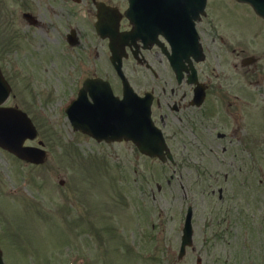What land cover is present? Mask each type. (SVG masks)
Returning a JSON list of instances; mask_svg holds the SVG:
<instances>
[{"label":"rangeland","instance_id":"rangeland-1","mask_svg":"<svg viewBox=\"0 0 264 264\" xmlns=\"http://www.w3.org/2000/svg\"><path fill=\"white\" fill-rule=\"evenodd\" d=\"M57 3L0 0V19L22 35L17 45L4 46L10 42L0 21L1 65L18 89L10 104L33 119L47 153L42 166L32 167L0 150L3 263L196 264L199 257L202 264H264V27H254L261 23L243 6L228 0L221 5L242 11L244 42L238 48L247 46L248 54L261 58L248 78L244 70L231 75L239 95L256 102L251 111H241V141L227 145L214 135L208 141L200 135L201 142L186 148L172 144V166L138 155L129 143L98 144L73 132L59 105L71 80L59 37L51 30L67 22ZM28 8L40 27L30 28L22 19ZM65 8L72 24L84 23L74 21L84 19L81 5ZM15 63L25 67L24 74L15 71ZM40 82L49 87L48 95L39 93ZM222 146L230 147L226 154ZM212 185L213 190L207 187ZM188 205L195 209L196 234L180 261ZM225 217L231 225L222 223Z\"/></svg>","mask_w":264,"mask_h":264},{"label":"flooded vegetation","instance_id":"flooded-vegetation-1","mask_svg":"<svg viewBox=\"0 0 264 264\" xmlns=\"http://www.w3.org/2000/svg\"><path fill=\"white\" fill-rule=\"evenodd\" d=\"M30 3L35 5L34 1ZM97 3L120 11L124 9V0H60L57 10H62L67 22L63 25L59 22L56 28L52 27L51 30H55L59 37L65 65H70V72L65 71L73 76L68 83L69 94L77 97L86 80L101 79V82H96L90 89H86V102L97 104L101 110H107L106 83L109 84L116 101L123 99L124 91L123 82L109 61V40L101 39L94 29ZM73 5H81V15L84 17L74 21L84 23L72 24L65 6ZM220 6L219 2L207 3L206 16L197 23V32L205 53L201 61L196 62L192 57L182 58L184 50L181 49L173 56L172 67L166 56V53L172 54L168 45L159 36L154 43L148 42L150 34L146 32L144 40L126 42L123 51L125 57L121 58V68L128 84L139 97L150 96L155 124L163 129L170 143L181 144L185 148V144L198 141L199 136L195 130L197 128L205 129L207 134L215 133L218 140H225L227 134L231 143L240 139V126L237 123L242 119V106L239 103V89L231 75L242 73L241 70L248 74L251 69L257 67L258 62L252 63L251 60L243 63L245 59L250 58L247 54L248 48H238L243 41L240 35L242 11L234 12ZM55 10L53 5L48 3L49 13L55 14ZM107 10L110 15H105L103 19L106 29L118 26L119 32L130 30L131 26L127 20L117 14V11ZM27 12L33 17L29 27H40L34 11L28 8ZM119 40L122 42V39ZM117 43L118 39L114 45ZM0 68L3 69L1 59ZM195 79L196 82H193ZM10 84L13 91L17 90L15 82L12 84L10 81ZM195 90H202L204 95L199 107L192 104ZM89 92L93 93L92 96ZM232 108L234 111H231ZM247 117L246 112L245 118ZM219 133L225 136L219 137Z\"/></svg>","mask_w":264,"mask_h":264},{"label":"water","instance_id":"water-1","mask_svg":"<svg viewBox=\"0 0 264 264\" xmlns=\"http://www.w3.org/2000/svg\"><path fill=\"white\" fill-rule=\"evenodd\" d=\"M138 2V0H131ZM146 1V0H145ZM241 2H246L251 5L254 11L264 18V0H238ZM205 0H160L159 7L162 9L160 12V24L164 26L173 25L176 23H180V25L187 26L193 28V22L191 19H195L198 15L202 12L204 7ZM138 8L137 5H132L131 10H133V16L135 17L132 19V15L127 13V16L131 18V22L134 23L135 28L134 30L137 31L140 29L141 22H138V13L136 9ZM140 13V12H139ZM158 15V14H157ZM179 21V22H178ZM152 23L157 24V20H152ZM156 33V31H155ZM3 99V98H2ZM70 120L74 129L81 130L97 139H105V140H120L124 139H131L139 148V150L149 156H158L162 161H165V157L163 155V150L165 149L164 141L161 137V134L157 129H155L150 121H149V111L147 110L144 114L145 118L140 115L137 117L134 115L132 110H125L124 113V120L119 121L118 128H112V131L108 128L110 126H85L79 125L76 122V116L73 113L70 114L68 111ZM6 115V114H5ZM116 123V120L113 121ZM111 123V124H113ZM0 128L4 129L8 134L12 136H19L22 132L28 129L27 122L25 120L21 121V124H18L17 127H11L7 123L0 122ZM29 130V129H28ZM108 130V131H107ZM2 143H7L6 139H0ZM6 146V145H4ZM16 155L38 162L39 160H34L32 154H27L22 152H17L15 150H11ZM40 160H43L40 159ZM190 212L186 218L185 227L183 230V245L182 250L185 244H189L190 240ZM0 264L1 262V253H0Z\"/></svg>","mask_w":264,"mask_h":264}]
</instances>
